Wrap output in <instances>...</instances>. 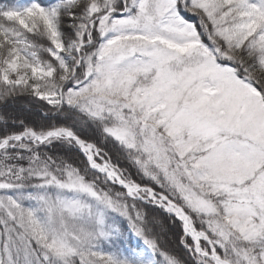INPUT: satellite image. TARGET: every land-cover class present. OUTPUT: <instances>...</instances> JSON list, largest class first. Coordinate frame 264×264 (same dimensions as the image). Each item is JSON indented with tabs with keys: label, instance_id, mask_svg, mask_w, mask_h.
<instances>
[{
	"label": "snow or ice",
	"instance_id": "6c2138e0",
	"mask_svg": "<svg viewBox=\"0 0 264 264\" xmlns=\"http://www.w3.org/2000/svg\"><path fill=\"white\" fill-rule=\"evenodd\" d=\"M0 108V264H264V0H0Z\"/></svg>",
	"mask_w": 264,
	"mask_h": 264
},
{
	"label": "trees",
	"instance_id": "16d2710c",
	"mask_svg": "<svg viewBox=\"0 0 264 264\" xmlns=\"http://www.w3.org/2000/svg\"><path fill=\"white\" fill-rule=\"evenodd\" d=\"M5 111L4 109L0 108V114ZM6 111L10 113H20L22 116L28 118L31 121H39L41 119L39 115V108L38 106L29 103L28 101H20L17 102V104L13 106H9ZM69 155H75V153H69ZM149 211L158 216L161 219L165 220V223H167L166 218L164 217V214L160 212L158 209H149ZM173 231L174 230H169L168 232V237L171 239V242L174 244L175 243V238L173 236Z\"/></svg>",
	"mask_w": 264,
	"mask_h": 264
}]
</instances>
